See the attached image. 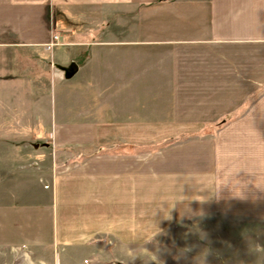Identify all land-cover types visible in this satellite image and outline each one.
<instances>
[{
  "label": "crops",
  "instance_id": "crops-1",
  "mask_svg": "<svg viewBox=\"0 0 264 264\" xmlns=\"http://www.w3.org/2000/svg\"><path fill=\"white\" fill-rule=\"evenodd\" d=\"M0 162V247L264 220V0H0Z\"/></svg>",
  "mask_w": 264,
  "mask_h": 264
},
{
  "label": "rangeland",
  "instance_id": "rangeland-1",
  "mask_svg": "<svg viewBox=\"0 0 264 264\" xmlns=\"http://www.w3.org/2000/svg\"><path fill=\"white\" fill-rule=\"evenodd\" d=\"M218 130L209 131L216 135ZM251 212L247 218L228 208L184 219L157 238L130 247L98 241L89 255L48 246L0 247V264H264V220Z\"/></svg>",
  "mask_w": 264,
  "mask_h": 264
},
{
  "label": "built area",
  "instance_id": "built-area-1",
  "mask_svg": "<svg viewBox=\"0 0 264 264\" xmlns=\"http://www.w3.org/2000/svg\"><path fill=\"white\" fill-rule=\"evenodd\" d=\"M58 39L59 36L57 34L53 35L51 41L48 43V48L52 47Z\"/></svg>",
  "mask_w": 264,
  "mask_h": 264
},
{
  "label": "trees",
  "instance_id": "trees-1",
  "mask_svg": "<svg viewBox=\"0 0 264 264\" xmlns=\"http://www.w3.org/2000/svg\"><path fill=\"white\" fill-rule=\"evenodd\" d=\"M226 121L222 120L220 122H218L216 125H215V131L217 129H220L224 124H225Z\"/></svg>",
  "mask_w": 264,
  "mask_h": 264
}]
</instances>
